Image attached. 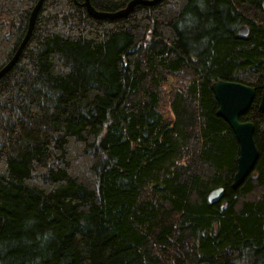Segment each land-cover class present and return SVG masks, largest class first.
<instances>
[{"label": "trees", "instance_id": "16d2710c", "mask_svg": "<svg viewBox=\"0 0 264 264\" xmlns=\"http://www.w3.org/2000/svg\"><path fill=\"white\" fill-rule=\"evenodd\" d=\"M37 1L0 0V69ZM83 1L43 0L0 78V264H264L262 1L158 0L113 19ZM217 79L256 92L240 120L258 158L234 188Z\"/></svg>", "mask_w": 264, "mask_h": 264}, {"label": "water", "instance_id": "95a60500", "mask_svg": "<svg viewBox=\"0 0 264 264\" xmlns=\"http://www.w3.org/2000/svg\"><path fill=\"white\" fill-rule=\"evenodd\" d=\"M42 1L43 0H38L33 6L29 17L26 34L13 56L5 64V66L0 69V78L4 76L5 72L17 62L20 56V51L26 43L34 26L35 18ZM157 1L158 0H129L124 8L112 12L94 9L90 3V0H84L82 2V6L85 7V10L89 15L98 19H113L128 15L136 4L150 5ZM261 5L264 8V4ZM245 28V25L240 28V33L243 35L246 34ZM211 90L218 104L216 114L224 119L225 122H227L238 143L236 171L234 184L232 186L234 188L237 187L252 171L258 158V149L253 139L254 125L251 121L240 120V117L248 111L256 92L253 86H249L238 81L225 79L214 80L211 84ZM257 109L259 112H264V80L261 84V95L257 104ZM222 194L223 189L216 188L208 194V201L211 203L215 202L221 197ZM200 264L211 263L205 261Z\"/></svg>", "mask_w": 264, "mask_h": 264}, {"label": "rangeland", "instance_id": "374dc122", "mask_svg": "<svg viewBox=\"0 0 264 264\" xmlns=\"http://www.w3.org/2000/svg\"><path fill=\"white\" fill-rule=\"evenodd\" d=\"M151 25L152 24H148L145 31H144V37L148 38L149 35L153 32L152 29H151ZM174 80H178V81H182V78L177 76L174 78ZM171 85V83H168L166 85H164L163 87H161V93H162V101H161V109L162 111L165 113V114H170L169 112V107L167 105V102H168V96H167V93H169V88H167V86ZM163 91V92H162ZM166 91V93H165Z\"/></svg>", "mask_w": 264, "mask_h": 264}, {"label": "bare ground", "instance_id": "6f19581e", "mask_svg": "<svg viewBox=\"0 0 264 264\" xmlns=\"http://www.w3.org/2000/svg\"><path fill=\"white\" fill-rule=\"evenodd\" d=\"M260 1H262V0H260ZM135 55V54H134ZM136 56V55H135ZM172 82H173V78H170L169 79V83H171L172 84ZM235 171H236V167H235ZM234 178H235V172H233L232 173V180H231V183H230V186L232 187L233 186V184H234ZM217 188H222V187H217ZM233 188V187H232ZM223 189V188H222ZM209 202V201H208Z\"/></svg>", "mask_w": 264, "mask_h": 264}]
</instances>
